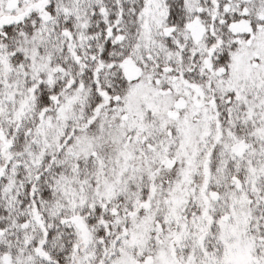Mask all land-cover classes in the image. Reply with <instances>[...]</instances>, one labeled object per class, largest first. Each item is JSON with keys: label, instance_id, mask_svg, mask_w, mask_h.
I'll return each mask as SVG.
<instances>
[{"label": "snow or ice", "instance_id": "obj_1", "mask_svg": "<svg viewBox=\"0 0 264 264\" xmlns=\"http://www.w3.org/2000/svg\"><path fill=\"white\" fill-rule=\"evenodd\" d=\"M0 264H264V0H0Z\"/></svg>", "mask_w": 264, "mask_h": 264}]
</instances>
